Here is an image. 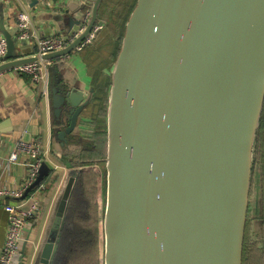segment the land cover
<instances>
[{
    "label": "water",
    "instance_id": "95a60500",
    "mask_svg": "<svg viewBox=\"0 0 264 264\" xmlns=\"http://www.w3.org/2000/svg\"><path fill=\"white\" fill-rule=\"evenodd\" d=\"M20 1L34 11L40 0ZM70 1L50 19L70 27L60 35L65 40L85 29L67 47L44 54L45 61L75 53L105 23L103 0H75L74 10ZM0 29L7 43L0 73L37 61L33 50L18 57V43L2 22ZM93 91L88 96L63 79L51 84L53 141L68 147V135L81 136L79 120ZM263 106L264 0H137L111 71L107 155L100 159L107 172L104 264H243ZM74 167L33 264H54L82 170ZM50 169L43 163L21 197L0 200L22 201ZM255 200L257 216L262 201Z\"/></svg>",
    "mask_w": 264,
    "mask_h": 264
},
{
    "label": "crops",
    "instance_id": "0c3cea01",
    "mask_svg": "<svg viewBox=\"0 0 264 264\" xmlns=\"http://www.w3.org/2000/svg\"><path fill=\"white\" fill-rule=\"evenodd\" d=\"M62 1L64 0H40L39 4L36 5V9L33 11L25 7L20 0H0V22L3 23L4 29L10 33L12 39L18 43L16 47V55L18 57L27 56L33 50L32 44L18 42L17 40L19 33L18 13L27 11L31 15L34 30L40 36L53 34L65 36L68 30H70L67 23L60 26L53 19H50L48 15L58 12L61 8L60 4ZM111 1L105 0L104 3L103 1L101 3L99 17L105 23L95 43L87 46L83 51H76L69 56L52 60L50 63L49 71L50 77L52 76V83H55L58 79H63L69 84L84 90L88 96L94 90L92 93V102L84 110L79 120L81 136L79 132L71 136L68 135L67 139L71 144L68 147L62 146L57 138L54 141L52 140V128L49 115V108L51 107L49 103V98H51V85L49 95L46 96L43 94L41 86L32 83L28 75L16 71L15 68L0 73V127L3 129V132L0 134V185L18 188L26 178L27 168L25 166L20 164H12L5 168L3 166L17 140L32 139L39 141L49 151L50 162L47 163L53 169L50 163L59 162L53 156L61 158L65 152H72L79 149V142L92 137L95 131V129L92 131V126L94 124L96 125L97 121L102 123L103 131L107 132L108 95L111 86V71L117 58V56L114 57L113 53L115 45L119 40H121V47L122 38L120 39V34L123 32V29L125 31L126 22L137 0H124V2L122 0H113V4L110 5ZM77 5L78 3L75 0L69 2V6L73 10L78 7ZM1 38L4 37L0 29ZM89 47L91 49L87 51ZM106 99L107 103L105 102ZM103 110L106 111V115L102 114L101 111ZM98 126L100 125L98 124ZM71 138L74 139L71 140ZM62 167L64 168L65 166ZM56 176L58 175L56 174ZM45 191L40 195L41 205L47 204V206L45 205L46 214L44 212L45 215L42 217L44 221L50 215L58 194L56 192L47 197L48 193L46 194ZM13 202L16 201L0 200V254L9 225L5 205ZM40 214L41 211L39 216ZM37 220L26 230L23 243L24 245L26 242V248L24 251H21L15 264H33L34 258L33 261H29V258L35 257V250L45 229V222L39 223V217Z\"/></svg>",
    "mask_w": 264,
    "mask_h": 264
},
{
    "label": "rangeland",
    "instance_id": "374dc122",
    "mask_svg": "<svg viewBox=\"0 0 264 264\" xmlns=\"http://www.w3.org/2000/svg\"><path fill=\"white\" fill-rule=\"evenodd\" d=\"M90 49L91 48L89 47L87 51ZM116 56L114 55V57ZM95 127L96 125L94 124L92 126V131H94ZM79 159L80 158L77 160L78 165L74 168L80 167L82 169L80 174L86 173L90 169L94 170H91L89 173V177L92 182L87 183V191L85 190V181L80 188L78 197L76 198L77 203L70 212L71 229L68 235L67 252L71 254V257L73 254H76L73 259L77 261V264H104V217L107 200V172L106 170H103L102 167L104 165L100 159L96 160L98 161V166H94L95 161L91 165H79ZM60 163H63L65 167L60 168L58 163H56L57 165L55 164L58 167L55 169V174L58 175L57 177H59V180L52 188L46 187L45 192L46 194L48 193L47 197L51 194H55L56 192H60L61 186L63 185L68 171L70 170L71 164H68L67 160L61 161ZM46 194L45 200L47 199ZM259 197L262 202L257 216H254L253 213L256 211L255 204L257 202L255 199ZM250 199L251 204L248 211V220L245 232L243 264H264V106L254 148ZM45 205L47 206V204L41 205L42 208L39 216V223L45 222L44 224L46 226L49 216L46 217V221L42 219V217L46 214ZM258 219H261L262 222L257 221ZM43 234L38 242L36 250L41 243ZM36 250L35 253L33 252L34 255L36 254ZM33 258L35 257L29 258V261H33Z\"/></svg>",
    "mask_w": 264,
    "mask_h": 264
},
{
    "label": "built area",
    "instance_id": "2783aa9c",
    "mask_svg": "<svg viewBox=\"0 0 264 264\" xmlns=\"http://www.w3.org/2000/svg\"><path fill=\"white\" fill-rule=\"evenodd\" d=\"M88 18V15L86 16ZM18 42L29 43L33 46V53L38 59L36 62L15 67V70L28 75L32 83L42 87L44 95H49L50 89V63L42 56L46 53L63 49L71 44L85 29L83 25L78 32L65 40L62 36L53 34L40 36L34 30L31 15L27 11L18 13ZM103 25L96 24L89 35L76 47V51H83L87 46L93 45L98 38ZM7 53V43L4 38L0 39V58ZM49 151L37 140H17L12 151L6 159L4 168L12 164H20L27 168V175L23 184L18 188L0 185V196L21 197L26 189L31 186L39 175L43 163L50 162ZM48 164V163H47ZM53 170L58 167L54 162L50 163ZM56 164V165H55ZM60 168L62 166H59ZM51 168V167H50ZM46 183L41 184L33 190V193L22 201L8 203L5 210L8 214V230L4 245L0 254V264H15L21 254L22 245L25 240L26 230L34 224L41 211L40 195L46 190Z\"/></svg>",
    "mask_w": 264,
    "mask_h": 264
},
{
    "label": "trees",
    "instance_id": "16d2710c",
    "mask_svg": "<svg viewBox=\"0 0 264 264\" xmlns=\"http://www.w3.org/2000/svg\"><path fill=\"white\" fill-rule=\"evenodd\" d=\"M124 2V1H123ZM133 10V8H132ZM124 33L121 32L120 34V39L122 38ZM120 41L119 40L116 45H115V50H114V55L116 56V54L119 51L120 48ZM50 85L52 84V76L50 77ZM107 103V99L105 101ZM104 111V112H103ZM101 111L103 115H106V111L103 110ZM98 124L100 126H98ZM97 126L95 127V131L92 134V137H90V139L88 140V149L82 151L80 154H78L77 156V160L78 158L79 161L83 162V165H91L94 163V161L102 159L103 157L106 156V152H107V132L103 131V127H102V123H100L99 121H97ZM76 156V155H74ZM85 159V160H84ZM74 164L76 163L77 165V161L73 160L72 161ZM91 170L93 171L94 169H90L88 172L86 173H81L79 175L76 187L74 189L71 201H70V205L68 208V212H67V219H66V223H65V227L64 230L62 232V236H61V240L59 243V250L57 252L54 264H77V261L75 259H73V257H75L76 254H73L71 257V254H69L67 252V242H68V235H69V231H70V221H71V217H70V212L71 209H73L74 205L77 203L76 202V198L79 195L80 192V188L81 186L85 183L86 181V185L85 186V190L87 191V183L88 182H92L91 178L89 177V173L91 172ZM59 177L56 176V174L54 173L53 169H50V172L48 173V175H46L43 179L42 182L46 183L47 187L52 188L53 186H55V184L58 182ZM33 193L30 192L28 197ZM83 197V195H82Z\"/></svg>",
    "mask_w": 264,
    "mask_h": 264
},
{
    "label": "flooded vegetation",
    "instance_id": "af4514ba",
    "mask_svg": "<svg viewBox=\"0 0 264 264\" xmlns=\"http://www.w3.org/2000/svg\"><path fill=\"white\" fill-rule=\"evenodd\" d=\"M104 1L105 0H103V3H104ZM122 1H124V0H122ZM113 4V0L110 2V5H112ZM110 8V7H109ZM59 132V131H58ZM58 134V133H57ZM74 138H71V140H73ZM90 139V138H89ZM88 139V140H89ZM88 140H85V141H82V142H79V149H76L75 151H72V152H65L64 153V155L61 157V158H58V157H56V156H53L54 157V159H57V161H59L58 162V164H59V166H65L63 163H60L61 161H66L67 160V162H68V164H72L73 166H76V163L74 164L72 161L73 160H76L77 161V156H78V154H80L82 151H84V150H87L88 149ZM74 155H76V156H74ZM81 159V158H80ZM85 160V159H84ZM57 163V162H56ZM78 165V164H77Z\"/></svg>",
    "mask_w": 264,
    "mask_h": 264
}]
</instances>
